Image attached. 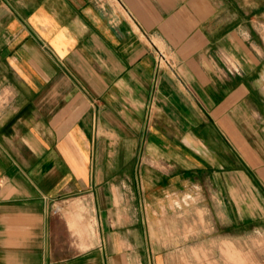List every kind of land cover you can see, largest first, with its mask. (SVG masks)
<instances>
[{"label":"crops","instance_id":"0c3cea01","mask_svg":"<svg viewBox=\"0 0 264 264\" xmlns=\"http://www.w3.org/2000/svg\"><path fill=\"white\" fill-rule=\"evenodd\" d=\"M256 234L264 0H0V264H237Z\"/></svg>","mask_w":264,"mask_h":264},{"label":"rangeland","instance_id":"374dc122","mask_svg":"<svg viewBox=\"0 0 264 264\" xmlns=\"http://www.w3.org/2000/svg\"><path fill=\"white\" fill-rule=\"evenodd\" d=\"M156 56H157V54H156ZM161 65L168 66L167 64H165L163 62H161ZM170 65H171V63H170ZM254 244H255V246H254L253 251L248 252V251L244 250V251L239 252L237 264H262V257L264 256V235H257L256 234ZM217 264H236V261H235L234 255L231 256L230 252L226 251V252H223V258L218 259Z\"/></svg>","mask_w":264,"mask_h":264},{"label":"built area","instance_id":"2783aa9c","mask_svg":"<svg viewBox=\"0 0 264 264\" xmlns=\"http://www.w3.org/2000/svg\"><path fill=\"white\" fill-rule=\"evenodd\" d=\"M156 54H157V63L159 66H161V62L167 64L168 66H171L170 62L167 60L166 56L160 50L156 49ZM58 210H59V208L55 207L53 212H57Z\"/></svg>","mask_w":264,"mask_h":264}]
</instances>
